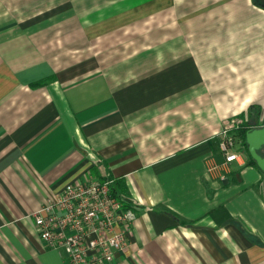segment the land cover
<instances>
[{"label":"crops","instance_id":"0c3cea01","mask_svg":"<svg viewBox=\"0 0 264 264\" xmlns=\"http://www.w3.org/2000/svg\"><path fill=\"white\" fill-rule=\"evenodd\" d=\"M236 119L264 125L253 0H0V264H67L31 214L117 178L135 219L109 264H264V172L245 136L218 148Z\"/></svg>","mask_w":264,"mask_h":264},{"label":"built area","instance_id":"2783aa9c","mask_svg":"<svg viewBox=\"0 0 264 264\" xmlns=\"http://www.w3.org/2000/svg\"><path fill=\"white\" fill-rule=\"evenodd\" d=\"M243 121L227 123L218 133V148L227 163L240 159L235 126ZM112 185L111 179L68 184L31 214L39 239L61 250L67 264H109L127 249L135 213L123 206Z\"/></svg>","mask_w":264,"mask_h":264},{"label":"water","instance_id":"95a60500","mask_svg":"<svg viewBox=\"0 0 264 264\" xmlns=\"http://www.w3.org/2000/svg\"><path fill=\"white\" fill-rule=\"evenodd\" d=\"M245 138L247 142L250 144V146L248 147V150H249L251 157L256 161L257 165L264 172V155L263 157H260L259 155H257V153L255 152V148L251 146V143H252L251 141L253 139H257L261 143V146L264 148V125L259 128H254V129L247 131L245 133Z\"/></svg>","mask_w":264,"mask_h":264},{"label":"trees","instance_id":"16d2710c","mask_svg":"<svg viewBox=\"0 0 264 264\" xmlns=\"http://www.w3.org/2000/svg\"><path fill=\"white\" fill-rule=\"evenodd\" d=\"M255 3H257L260 7L264 8V0H253ZM253 111V113L257 112V110H250V112ZM246 125H249L248 124V120L247 122L245 123ZM245 133H246V126L243 128V130H241V136L244 138L245 136ZM114 189H113V193H115L118 198H120L123 202V206L124 207H127V202L124 200V193H125V189H124V186H123V183L121 182V180L119 178L117 179H114Z\"/></svg>","mask_w":264,"mask_h":264},{"label":"rangeland","instance_id":"374dc122","mask_svg":"<svg viewBox=\"0 0 264 264\" xmlns=\"http://www.w3.org/2000/svg\"><path fill=\"white\" fill-rule=\"evenodd\" d=\"M247 122V119H245L244 121H243V123L242 124H240V125H236L235 126V130H236V132H235V135H236V142L237 143H243V140H244V138L241 136V130H243V128L246 126V132L247 131H249V130H251V125H254V124H256V123H254L253 121H249L248 120V124L249 125H246L245 123ZM263 126V125H262Z\"/></svg>","mask_w":264,"mask_h":264}]
</instances>
